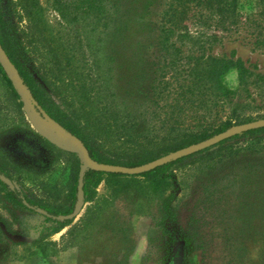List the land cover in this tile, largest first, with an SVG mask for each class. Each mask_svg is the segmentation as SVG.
I'll return each mask as SVG.
<instances>
[{
    "label": "rangeland",
    "instance_id": "374dc122",
    "mask_svg": "<svg viewBox=\"0 0 264 264\" xmlns=\"http://www.w3.org/2000/svg\"><path fill=\"white\" fill-rule=\"evenodd\" d=\"M36 1L45 34L59 49L76 41L80 33L86 37L90 26L84 27L81 21L82 25L74 28L60 14L58 2L64 1L71 2L72 15V0ZM239 10L240 22L230 29L193 19L189 30L194 38L176 40L169 53L152 45L144 60L118 57L112 61L113 70L107 78L118 101L130 99L123 85L127 88L132 78H138L136 74L145 75L148 70L157 78L154 70L169 60L179 58L176 65L181 70L190 64V55L204 52L242 60L249 69L247 81L242 84L237 68L230 70L225 80L233 93L219 108L211 105L195 113L184 111L182 120L187 121L181 128L198 130L209 124L217 129L228 122L242 124L236 122L246 117L264 119V5L259 0H240ZM0 11L8 33L19 44L23 61L36 74L42 72L46 58L36 59L27 49L24 31L29 20L18 0H0ZM84 49L89 52L88 47ZM104 50L102 44L100 56ZM177 68L165 67L169 71L166 77L172 80ZM156 97L158 103L146 105L144 120L151 129L153 124H161L173 103L168 94ZM37 112L49 130L51 120ZM168 131L152 129L148 137H161ZM236 141L234 153L220 154L210 161L194 155L175 166V182L165 193L173 194L170 204L175 217H165L163 198L142 197L133 190L116 192L107 180L98 186L94 201H85L75 219H67L66 226L54 231L58 223L46 222L47 215L37 208L69 205L77 157L81 168L83 162L76 153L38 132L12 80L10 83L0 71V169L12 178L0 176L11 185L4 179L9 178L37 203L27 208L6 199L0 182V264H264V149H247L244 137L227 143ZM94 205L98 210L93 214ZM105 211H109L108 216H100ZM39 250L42 252L34 253Z\"/></svg>",
    "mask_w": 264,
    "mask_h": 264
},
{
    "label": "trees",
    "instance_id": "16d2710c",
    "mask_svg": "<svg viewBox=\"0 0 264 264\" xmlns=\"http://www.w3.org/2000/svg\"><path fill=\"white\" fill-rule=\"evenodd\" d=\"M259 1L264 5V0ZM18 3L29 20L24 31L27 49L36 59L40 56L46 58L43 71L36 74L23 61L19 44L8 33L0 11L1 43L18 67L40 111L43 110L67 131L80 138L96 160L128 166L142 165L207 140L234 125L228 122L217 129L209 124L198 130L181 128L187 121L182 120L184 111L189 109L195 113L196 109L209 108L211 105L212 108H219L225 98L233 93L225 80L230 70L237 68L240 81L246 83L249 69L240 59L203 52L199 56L190 55V64L180 70L176 65L179 58L175 57L161 69L154 70L157 78L146 70L145 75L136 74L139 79L132 78L127 88L123 85L130 99H123L122 102L118 101L119 96L115 90L110 89L107 73L113 70L110 64L118 57L144 60L145 56H149L152 45L160 46V50L165 49L169 53L176 40L193 39L189 30V21L193 19L212 24L216 28L230 29L240 22V0H72V15L71 2L59 1L60 14L68 25L79 27L82 21L84 27L90 26L85 38L81 33L76 35V41L72 40L71 45L64 46L63 50L45 34L42 20L36 12L37 1L18 0ZM70 39L67 38L68 41ZM102 44L105 50L100 56ZM85 46L89 52L84 49ZM65 60L66 65H63ZM168 65L177 68L172 80L166 77L169 71L165 67L168 68ZM0 71L11 83L1 64ZM151 79L155 81L148 83L147 80ZM152 91L154 95H151ZM160 93L172 97V108L165 113L161 124H153L152 129L169 131L167 135L164 133V136L151 138L148 136L152 129L144 120L148 109L146 105L158 103L156 96ZM253 119L246 117L236 123ZM241 137L247 142V149H264V127H259L220 142L216 145L221 146L219 149H213V146L140 175L108 173L89 168L85 174V201H94L98 186L108 180L116 192L133 190L142 197L163 198L165 217H175L170 204L173 194L165 195L168 186L175 182V166L194 155H198L200 160L210 161L220 154L234 153L239 141L227 142ZM80 169L77 157L70 182L72 199L69 205L42 206L47 211L46 222L58 223L54 231H59L70 222L60 216L71 213L75 208ZM0 175L12 178L2 169ZM0 182L4 186L1 191L6 199L27 208L30 206L25 201L31 205L37 204L17 187L12 188L1 176ZM91 210L94 214L98 207L94 205ZM103 214L108 216L109 211L100 212V216ZM37 243H40L39 240ZM40 246L47 249L46 246ZM40 252L42 250L34 253ZM44 255L49 253L44 251Z\"/></svg>",
    "mask_w": 264,
    "mask_h": 264
},
{
    "label": "water",
    "instance_id": "95a60500",
    "mask_svg": "<svg viewBox=\"0 0 264 264\" xmlns=\"http://www.w3.org/2000/svg\"><path fill=\"white\" fill-rule=\"evenodd\" d=\"M0 64L4 68L5 72L9 76V78L12 80V83L16 89V91L19 93L22 101L24 102L26 111L28 112L30 119L38 132L43 135L45 138L50 140L55 145L59 146L60 148L76 153L82 160L83 166L80 171L79 176V184H78V199L75 205V208L72 213L61 215L60 217L62 219H75V217L80 213L83 205L85 204V194H84V184H85V174L87 169H95L99 171H104L108 173H121V174H127V175H137L141 173H145L148 171H151L161 165H164L166 163H169L173 160L192 155L194 153H197L199 151H202L204 149L210 148L214 145H217L218 143L229 139L235 135L244 133L248 130L264 127V119H259L247 123L237 124L229 129L218 133L214 135L213 137L204 140L202 142L189 145L187 147H184L182 149H179L177 151L171 152L167 155L161 156L153 161H150L148 163L137 165V166H128V165H121V164H112V163H106V162H100L96 160L90 153V151L87 149L85 143L78 138L77 136L73 135L69 131H67L64 127H62L58 122L50 118L43 110L40 111V106L38 105V102L34 98V95L32 94L31 90L29 89L28 85L26 84L22 74L20 73L18 67L13 62L9 54L7 53L6 49L1 43L0 40ZM41 114L47 116L52 123L58 125V129L56 130V133L72 140L73 145H67L61 140L58 139L57 136L47 132L41 122L42 120L39 118L38 112ZM49 123V122H48ZM7 182H9L12 188H14V184L11 182L9 178H4ZM27 205L30 207H33L31 204H29L27 201H25ZM37 210L41 213L47 214V211L43 208H37Z\"/></svg>",
    "mask_w": 264,
    "mask_h": 264
},
{
    "label": "bare ground",
    "instance_id": "6f19581e",
    "mask_svg": "<svg viewBox=\"0 0 264 264\" xmlns=\"http://www.w3.org/2000/svg\"><path fill=\"white\" fill-rule=\"evenodd\" d=\"M42 124V123H41ZM43 128L47 131V132H50L52 133L53 135L57 136L59 140H61L62 142H64L65 144L67 145H70L72 144L73 145V142L72 140L70 141L69 139L59 135L56 133V130L58 129V125L54 124V123H48V128H50L49 130L45 128V126L42 124Z\"/></svg>",
    "mask_w": 264,
    "mask_h": 264
}]
</instances>
